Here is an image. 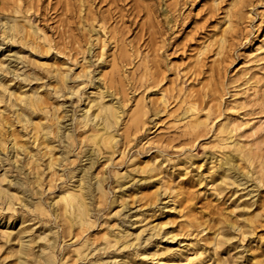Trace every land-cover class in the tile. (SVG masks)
<instances>
[{
    "label": "rangeland",
    "instance_id": "rangeland-1",
    "mask_svg": "<svg viewBox=\"0 0 264 264\" xmlns=\"http://www.w3.org/2000/svg\"><path fill=\"white\" fill-rule=\"evenodd\" d=\"M1 82L0 264H264V0H0Z\"/></svg>",
    "mask_w": 264,
    "mask_h": 264
},
{
    "label": "bare ground",
    "instance_id": "bare-ground-1",
    "mask_svg": "<svg viewBox=\"0 0 264 264\" xmlns=\"http://www.w3.org/2000/svg\"><path fill=\"white\" fill-rule=\"evenodd\" d=\"M16 22H18V21H16ZM16 22H15V24H12L10 27H9V30L10 31H13V32H15L17 29H16ZM9 23V22H8ZM12 23V22H11ZM28 23V22H27ZM24 25V24H23ZM28 25V24H27ZM232 26V25H231ZM18 27V26H17ZM23 27V26H22ZM27 27V26H26ZM30 27V26H29ZM28 27V28H29ZM19 29H20V27H19ZM30 30V29H29ZM31 30H33L32 28H31ZM18 31V30H17ZM17 31H16V34H18L17 33ZM21 31V30H20ZM19 33H22V31L21 32H19ZM23 34V33H22ZM15 35V34H14ZM19 35V34H18ZM9 36V35H8ZM18 37V36H17ZM226 38V37H225ZM224 37H222L221 38V43L223 44V43H225V41H226V39H225ZM13 39V38H12ZM222 46V45H221ZM220 46V47H221ZM19 58V57H18ZM21 59V58H20ZM3 60H4V58H3ZM1 63H2V61H1ZM4 63V62H3ZM7 70V69H6ZM56 71H58V70H56ZM55 71V72H56ZM59 72V71H58ZM60 73V72H59ZM59 76V75H58ZM60 76H62V75H60ZM3 82V81H2ZM0 83V84H3V83ZM65 83H66V81H65ZM7 85V84H6ZM3 86V85H2ZM1 87V86H0ZM6 88V87H5ZM8 89V88H7ZM72 89V88H71ZM2 90V89H1ZM73 90H75V89H73ZM10 91V90H9ZM14 90H12V92H13ZM24 91V90H23ZM17 92V91H16ZM19 92V91H18ZM27 92V91H26ZM30 92V91H29ZM32 92V91H31ZM75 92V91H74ZM21 93H22V91H21ZM24 93V92H23ZM95 93H96V91H95ZM99 93H101V92H99ZM12 94H14V93H12ZM38 94V93H37ZM102 94V93H101ZM3 95H5V94H3ZM11 95V94H10ZM103 95V94H102ZM7 97H8V95H6ZM21 96V95H20ZM34 96H35V94H34ZM38 96H39V94L37 95V98H38ZM101 96V95H100ZM5 97V96H4ZM12 97H14V95L12 96ZM16 97V96H15ZM29 97H30V95H29ZM28 97V98H29ZM31 97H33V96H31ZM36 97V96H35ZM102 97V96H101ZM10 98H11V96H10ZM34 98V97H33ZM9 99V98H8ZM12 99V98H11ZM17 98H15V100H16ZM19 99V98H18ZM17 99V100H18ZM35 99V98H34ZM86 99H88V97L86 98ZM43 100V99H42ZM41 100V101H42ZM89 100H90V98H89ZM101 100V99H100ZM9 101V100H8ZM29 100L28 99H25V100H23V103L24 104H28V103H30V105L32 106L33 105V107L32 108H34V107H36V104H37V102H35V100L33 101L31 98H30V101L28 102ZM38 101V100H37ZM40 101V102H41ZM103 101V100H102ZM17 102V101H16ZM90 102V101H89ZM18 103V102H17ZM103 103H104V101H103ZM103 103H99V104H96L95 106V108H97V114H95V117L96 118H100V115H102V118L104 117V132L103 133H99L101 130L99 129V131H98V129H96L95 130V132L94 131H92V133H93V135H91L92 136V140H89V138H87L89 141H92L93 142V144L97 147V145L99 144V143H102V145H104V144H111L112 143V141L114 140V136L111 134L112 132H110V129L112 128V121L111 120H116L117 119V116H118V114H117V111L114 109V107H112V106H107V105H104ZM15 104V103H14ZM39 104V103H38ZM37 104V105H38ZM40 104H42V103H40ZM44 104V103H43ZM42 104V105H43ZM90 104H92V103H90ZM19 105V104H18ZM35 105V106H34ZM89 105V104H88ZM94 105V104H93ZM17 106V105H16ZM28 106V105H27ZM39 106V105H38ZM92 106V105H91ZM25 107V106H24ZM93 107V106H92ZM194 107V106H193ZM193 107H191L192 109H191V112H192V110L194 111V109H193ZM31 108V107H30ZM28 109V110H31V109ZM27 109V108H26ZM24 110V109H23ZM27 110V111H28ZM32 110H34V109H32ZM36 110V109H35ZM93 110H95V109H93ZM196 110V109H195ZM90 111V108L87 110V112H89ZM189 111H190V109H189ZM188 111V112H189ZM31 112H33V111H31ZM31 112H30V114H31ZM94 112V111H93ZM93 112H92V114H93ZM145 112V111H144ZM143 112V113H144ZM191 112H189V113H191ZM195 112V111H194ZM193 112V113H194ZM20 113V112H19ZM23 114V113H22ZM21 114V115H22ZM27 113H26V111H25V115H26ZM30 114H28V115H30ZM84 114H86V112L84 113ZM89 114V113H88ZM91 114V113H90ZM121 115V114H120ZM19 116V115H18ZM56 116V115H55ZM90 116V115H89ZM89 116H88V118H89ZM94 116V115H93ZM195 116H196V112H195ZM25 117V116H24ZM23 116H22V119L24 118ZM30 117V119H31V116H29ZM28 117V118H29ZM144 117H145V115H144ZM193 116H191L190 118H192ZM198 117V116H197ZM35 118V117H34ZM87 118V116H84V120H87L88 119ZM2 119V118H1ZM57 119V118H56ZM195 119H197V118H195ZM207 119V118H206ZM2 120H4V119H2ZM34 120V119H33ZM59 120V119H58ZM58 120H56V121H58ZM97 120H99V119H97ZM113 120V121H114ZM198 120V119H197ZM200 120H201V118H200ZM204 119H202L201 121H203ZM29 121V119L26 121V118H25V122H28ZM89 121V120H88ZM94 121V120H93ZM192 121H195V120H191V122ZM204 121H206V120H204ZM208 121V120H207ZM206 121V122H207ZM229 121H231V120H229ZM99 122V121H98ZM102 122V121H101ZM189 122H190V120H189ZM188 122V123H189ZM4 123V122H3ZM2 123V124H3ZM34 123H35V121H34ZM37 123H38V121H37ZM51 123H53V122H51ZM57 123L58 122H56V125H57ZM97 123V122H96ZM103 123V122H102ZM8 124V123H7ZM30 124H31V122H30ZM30 124H29V126H30ZM95 124V123H94ZM115 124V123H114ZM143 124V123H142ZM226 124V123H225ZM224 124V125H225ZM233 124V123H232ZM5 125V124H4ZM3 125V126H4ZM27 125V124H26ZM52 125V124H51ZM96 125V124H95ZM94 125V126H95ZM97 125H99V124H97ZM117 125V124H116ZM190 125H191V128L192 127H199L200 126V123H199V120L198 121H195V122H192V123H190ZM8 126H9V124H8ZM32 126V125H31ZM36 126H37V124H36ZM54 126V125H53ZM6 127V126H5ZM43 127V126H42ZM99 126H97V128H98ZM189 127V126H188ZM225 127H227V126H225ZM33 128H34V125H33ZM50 128V127H49ZM1 129H3V128H1ZM44 129V128H43ZM115 129V128H114ZM113 129V130H114ZM190 129V128H189ZM223 129H224V127H223ZM231 129V128H230ZM50 130H52V129H50ZM93 130V129H92ZM196 130V129H195ZM39 131V130H38ZM53 131V130H52ZM56 131V130H55ZM115 131V130H114ZM197 131V130H196ZM50 132V131H49ZM229 132V131H228ZM11 133V132H10ZM36 133V132H35ZM41 133V132H40ZM56 133V132H55ZM230 133V132H229ZM42 134V133H41ZM50 134H51V132H50ZM49 134V135H50ZM52 134H54V132H52ZM51 134V135H52ZM91 134V133H90ZM89 134V135H90ZM3 135V134H2ZM11 135V134H10ZM35 135V134H34ZM226 135H228V134H226ZM225 135V136H226ZM1 136V135H0ZM53 136V135H52ZM224 136V137H225ZM36 137V136H35ZM48 138H49V136H47ZM54 137V136H53ZM229 138V135L227 136V139ZM35 139V138H34ZM91 139V138H90ZM232 139V138H231ZM14 140H15V138H14ZM117 140V139H116ZM233 140V139H232ZM7 141V140H6ZM10 141H12V140H10ZM38 141V140H37ZM49 141V140H48ZM221 141V140H220ZM114 143H115V141H113ZM50 143V142H49ZM222 143V142H221ZM227 143V142H226ZM13 144V143H12ZM17 144H18V142H17ZM48 144V143H47ZM220 144V143H219ZM235 144V143H234ZM13 145H15V142H14V144ZM13 145H11V146H13ZM91 145V144H90ZM93 145V146H94ZM225 145V144H224ZM16 146H18V145H16ZM44 146H45V144H44ZM49 146V145H48ZM47 146V147H48ZM93 146H91V147H93ZM100 146V145H99ZM242 146V145H241ZM14 147V146H13ZM27 147V146H26ZM47 147H45V148H47ZM234 147V146H233ZM243 147V146H242ZM18 148V147H17ZM21 148V147H20ZM24 148V147H23ZM23 148H22V151H23ZM27 148H29V146L27 147ZM95 148V147H94ZM105 148H108V147H106L105 146ZM111 148H112V146H111ZM236 148V147H235ZM1 150V149H0ZM18 150V149H17ZM16 150V151H17ZM98 150V149H97ZM100 150V149H99ZM247 150V149H246ZM19 151V150H18ZM21 151V150H20ZM244 151V150H243ZM1 153V152H0ZM247 154V155H246ZM248 153H245L244 155H243V152L241 151L240 152V157L242 158L243 156H246V157H248ZM17 156V155H16ZM29 156H30V154H29ZM31 157H32V155H31ZM33 157H34V155H33ZM53 157V156H52ZM239 157V156H238ZM243 158H245V157H243ZM51 159V158H50ZM36 162V161H35ZM37 163V162H36ZM249 163H250V159H249ZM53 169V168H52ZM228 171V170H227ZM86 174V173H85ZM84 174V175H85ZM83 177V175L81 176V178ZM222 177H223V175H222ZM3 178H5V177H3ZM87 179V178H86ZM4 180V179H3ZM88 180V179H87ZM84 183V182H83ZM24 184V183H23ZM82 184V183H81ZM78 185V184H77ZM19 186V185H18ZM21 186V185H20ZM71 186V185H70ZM86 187H87V185H86ZM69 188V187H68ZM72 188H75V186L74 187H72ZM79 188V187H78ZM89 189H90V185H89V187H88ZM65 189V188H64ZM70 189V188H69ZM85 189V188H84ZM4 190V189H3ZM67 190V189H66ZM98 190H100V188L98 189ZM17 191V190H16ZM18 191H19V187H18ZM17 191V192H18ZM78 191V189L75 191V190H73V189H71V190H67V191H65V192H62V194L60 195V196H57V197H59V200L63 203V205H64V207L63 208H65V211L66 212H71V215H74V213L75 212H77L76 214V218L81 222V224L83 223V222H85V220H88L87 218L89 217V208H88V206H87V204L85 203V201L83 200V198L82 197H80V196H82V194L80 195H78V194H76V192ZM86 191V190H85ZM88 191V190H87ZM87 191H86V193H87ZM0 192H3V191H0ZM80 192V191H79ZM4 194L3 195H5V192H3ZM7 193V192H6ZM11 192H9V194H10ZM103 193H105L104 191H103ZM1 194V193H0ZM8 194V195H9ZM17 195V196H16ZM15 196L14 195H12V197L14 196V197H16V198H18L19 196H18V194H16ZM10 197H11V195H9ZM87 196H88V193H87ZM7 197V196H6ZM5 197V198H6ZM13 197V200L15 199V200H18V199H16V198H14ZM56 197V198H57ZM9 199V198H8ZM11 199V198H10ZM26 200V199H25ZM55 200V199H54ZM10 202H12V201H10ZM23 202V201H22ZM25 202V201H24ZM55 203H56V201H55ZM59 203V202H58ZM9 204V203H8ZM27 204V203H26ZM28 205V204H27ZM60 205V204H59ZM10 206V205H9ZM35 207V206H34ZM61 207V206H60ZM62 210H64V209H62ZM38 211V210H37ZM62 212H64V211H62ZM70 215V214H69ZM70 215V216H71ZM67 218V217H66ZM68 219V218H67ZM73 221V220H72ZM75 221V223H77L76 222V220H74ZM91 221V220H90ZM69 222H70V220H69ZM22 223V222H21ZM87 225V224H86ZM79 227H80V225H79ZM49 228V227H48ZM81 228V227H80ZM47 229V228H46ZM26 230V229H25ZM24 230V231H25ZM49 230V229H48ZM28 231H30V230H28ZM139 232V231H138ZM155 233V232H154ZM58 234V233H57ZM120 234V233H119ZM123 235V234H122ZM126 235V234H125ZM132 235H133V233H132ZM28 236V235H27ZM26 236V237H27ZM30 236V235H29ZM41 236H42V234H41ZM120 236H121V234H120ZM124 236V235H123ZM123 236L121 237V239L123 238ZM115 237V236H114ZM117 237H118V235H117ZM132 237V236H131ZM18 238H19V236H18ZM32 238V237H31ZM30 238V239H31ZM40 238V237H39ZM120 238V237H119ZM135 238H136V236H135ZM44 239V238H43ZM120 239V240H121ZM13 240V239H12ZM21 240V239H20ZM33 240V239H32ZM116 240V239H115ZM31 241V240H30ZM46 241V240H45ZM109 241V240H108ZM41 242V241H40ZM20 243V242H19ZM18 243V244H19ZM116 243V242H115ZM29 244V243H28ZM109 244V243H108ZM112 244V243H111ZM17 245V244H16ZM136 245V244H135ZM47 246V245H46ZM19 247H20V245H19ZM18 247V248H19ZM51 247V246H50ZM49 247V248H50ZM15 248V247H14ZM48 248V249H49ZM22 249L24 250V249H26V247L25 246H22ZM31 249H32V247H31ZM31 249H29V250H31ZM47 249V248H46ZM51 249V248H50ZM16 250H17V248H16ZM15 250V251H16ZM28 250V251H29ZM52 250H54V249H52ZM95 250V249H94ZM17 252V251H16ZM31 252V251H30ZM53 253H55V252H53ZM83 254H84V252H83ZM83 254H81V255H83ZM30 256H31V254H29ZM38 257V256H37ZM28 258V257H27ZM54 258V257H53ZM25 260V259H24ZM57 260V259H56ZM47 262H49V261H51V259L48 257V259L46 260ZM101 261V260H100ZM43 262H44V260H43ZM94 262V261H93ZM92 262V263H93ZM30 263V262H29ZM91 263V264H92ZM98 263V262H97ZM51 264H53V262L51 263ZM63 264V263H62Z\"/></svg>",
    "mask_w": 264,
    "mask_h": 264
}]
</instances>
